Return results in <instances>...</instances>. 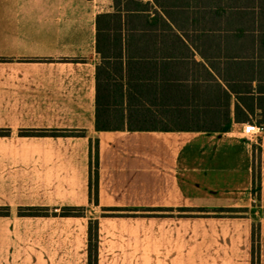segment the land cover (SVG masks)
Listing matches in <instances>:
<instances>
[{
    "label": "crops",
    "instance_id": "obj_1",
    "mask_svg": "<svg viewBox=\"0 0 264 264\" xmlns=\"http://www.w3.org/2000/svg\"><path fill=\"white\" fill-rule=\"evenodd\" d=\"M114 11L0 0V264H89L92 221L96 264H264V130L243 132L264 126V61L192 47L158 69L181 86L148 103L165 127L99 130L97 18Z\"/></svg>",
    "mask_w": 264,
    "mask_h": 264
},
{
    "label": "trees",
    "instance_id": "obj_2",
    "mask_svg": "<svg viewBox=\"0 0 264 264\" xmlns=\"http://www.w3.org/2000/svg\"><path fill=\"white\" fill-rule=\"evenodd\" d=\"M114 1L115 11L97 18V51L101 55L97 66L96 127L99 130L165 127V117L149 114L148 103L157 105L156 97L163 90L181 89V86L163 82L158 69L163 71L171 63L186 59L192 47L209 59L264 61V0ZM22 133L47 134L48 131ZM260 178L256 167L255 183ZM107 209L113 210L112 214L125 210ZM46 212L39 207L20 209L22 215ZM8 213L7 208L0 207V215ZM70 213L80 214L81 210L71 208ZM253 236L259 248L258 224L254 225ZM97 238V224L92 221L89 264H96Z\"/></svg>",
    "mask_w": 264,
    "mask_h": 264
},
{
    "label": "built area",
    "instance_id": "obj_3",
    "mask_svg": "<svg viewBox=\"0 0 264 264\" xmlns=\"http://www.w3.org/2000/svg\"><path fill=\"white\" fill-rule=\"evenodd\" d=\"M264 130V126L254 123V122H250V123H246L244 125V129L243 132L246 133L249 136H258L262 131Z\"/></svg>",
    "mask_w": 264,
    "mask_h": 264
},
{
    "label": "rangeland",
    "instance_id": "obj_4",
    "mask_svg": "<svg viewBox=\"0 0 264 264\" xmlns=\"http://www.w3.org/2000/svg\"><path fill=\"white\" fill-rule=\"evenodd\" d=\"M258 171L259 169V165H258ZM255 193L257 194V196L260 198L261 195V179L256 181V186H255ZM243 209H239V212H244L242 211ZM187 214H195V213H187Z\"/></svg>",
    "mask_w": 264,
    "mask_h": 264
}]
</instances>
